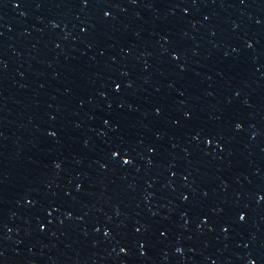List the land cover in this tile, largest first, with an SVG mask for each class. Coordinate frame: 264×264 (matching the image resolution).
I'll use <instances>...</instances> for the list:
<instances>
[{
  "label": "water",
  "instance_id": "obj_1",
  "mask_svg": "<svg viewBox=\"0 0 264 264\" xmlns=\"http://www.w3.org/2000/svg\"><path fill=\"white\" fill-rule=\"evenodd\" d=\"M0 264H264V0H0Z\"/></svg>",
  "mask_w": 264,
  "mask_h": 264
}]
</instances>
